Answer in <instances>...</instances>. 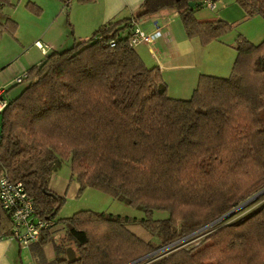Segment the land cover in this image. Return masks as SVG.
Returning <instances> with one entry per match:
<instances>
[{"label": "trees", "instance_id": "trees-1", "mask_svg": "<svg viewBox=\"0 0 264 264\" xmlns=\"http://www.w3.org/2000/svg\"><path fill=\"white\" fill-rule=\"evenodd\" d=\"M234 1L245 15L264 18V0ZM202 3L143 0L131 16L109 19L87 39L47 52L21 76L26 84L19 94L3 97L0 175L20 181L35 215L53 223L28 245L35 264H126L264 189V40L238 36L229 74L200 75L188 98L170 96L158 66H146L129 43L134 23L166 8L178 13L186 37L202 45L217 40L230 25L196 18ZM5 4L0 0V10ZM0 26L15 29L9 18ZM64 161L77 193L97 189L143 215L81 209L57 218L65 197L48 182ZM257 201L207 229L198 244H177L137 264H264V194ZM155 211L166 215L154 217ZM129 223L150 238L138 237ZM56 225L63 233L47 260L42 246ZM12 226L0 202V237ZM68 246L73 261L66 258Z\"/></svg>", "mask_w": 264, "mask_h": 264}, {"label": "crops", "instance_id": "crops-1", "mask_svg": "<svg viewBox=\"0 0 264 264\" xmlns=\"http://www.w3.org/2000/svg\"><path fill=\"white\" fill-rule=\"evenodd\" d=\"M142 1L94 0L76 4L71 15L74 26L79 28L78 38H86L95 28L109 19L131 16L138 11ZM215 1L214 9L202 3L194 13L195 17L200 20L221 19L229 23L230 27L217 40L206 45H202L197 38L186 37L179 15L173 9H162L137 22L144 30L158 29L160 32L152 42L137 44L134 49L145 65L149 62L151 66H158L167 85V92L172 97L188 98L196 86L198 77L202 74L227 76L236 57L232 45L238 36H244L252 43L264 40V18L259 15H245L234 0ZM53 49L57 48L52 46L50 50ZM59 168L51 174L48 188L58 195L76 196L78 183L71 178L70 168L69 174L65 176L58 174ZM52 229L53 232L59 230L58 238H60L63 233L61 226L56 225ZM42 251L47 260H52L55 256L53 243L44 244ZM21 262V244L8 237H0V264H21Z\"/></svg>", "mask_w": 264, "mask_h": 264}, {"label": "rangeland", "instance_id": "rangeland-1", "mask_svg": "<svg viewBox=\"0 0 264 264\" xmlns=\"http://www.w3.org/2000/svg\"><path fill=\"white\" fill-rule=\"evenodd\" d=\"M76 4L81 3L78 0H69L67 5L59 0H9V4L3 6L0 10V22L4 23L5 19L9 18L15 23L13 31L9 30L8 27L2 28L0 26V89H3V97L9 99L19 94L26 82L17 83V78L22 76L30 67L39 63L52 46L57 49L69 47L73 44V39L85 40L91 35L92 32L86 38H78L77 30L79 28L74 26L71 15ZM138 47L140 48V46ZM151 65V63L146 62V66ZM58 174L64 176L69 174L67 161L63 162ZM256 193L240 202L227 217L213 223H207L172 244L152 251L154 253L146 258L163 253L177 244H182L181 246L198 244L207 234L206 230L218 221L224 219L231 221L256 206L259 203L257 198L264 192L255 196ZM63 196L65 201L57 212V218L69 217L81 209L127 215L130 218L133 216L140 218L143 215L140 209L128 205L125 199L123 201L116 200L109 194L97 189L85 188L76 196ZM165 215V212H154V217ZM128 227L141 239L148 240L150 238V235L138 223H129ZM58 231L53 232V229L51 230L53 237L49 243L57 242L60 239L58 238ZM70 247L73 248V246ZM21 260V264H35L30 249L26 245H21Z\"/></svg>", "mask_w": 264, "mask_h": 264}, {"label": "built area", "instance_id": "built-area-1", "mask_svg": "<svg viewBox=\"0 0 264 264\" xmlns=\"http://www.w3.org/2000/svg\"><path fill=\"white\" fill-rule=\"evenodd\" d=\"M203 4L210 9L216 7L215 0H202ZM160 35L158 29L144 30L134 23L130 34L129 43L136 46L140 43H148ZM113 44V42H111ZM22 77L17 78L20 82ZM3 89H0V111L5 107L6 101L2 97ZM0 202L2 207L10 214L12 230L8 238L16 240L21 245L28 246L37 241L42 230L52 225L48 219H40L35 215L32 200L24 190L20 181H11L6 176L0 175Z\"/></svg>", "mask_w": 264, "mask_h": 264}, {"label": "water", "instance_id": "water-1", "mask_svg": "<svg viewBox=\"0 0 264 264\" xmlns=\"http://www.w3.org/2000/svg\"><path fill=\"white\" fill-rule=\"evenodd\" d=\"M188 5H189V6H193V5H194V2H189ZM261 192H264V189H262V190H260L259 192H257V193L255 194V196L258 195V194L261 193ZM233 211H234V209L230 210L229 212H227V213H225L224 215H222L221 217H219L217 220H220V219H223V218L227 217V216L230 215ZM215 221H216V220H215ZM211 223H213V222H211ZM208 225H209V224H208ZM164 247H165V246H164ZM153 253H154V252L148 253V254H146V255H144V256H142V257H139V258H137V259H135V260H133V261H130V262L126 263V264H134V263H136V262H139L140 260L146 258L147 256H149V255H151V254H153ZM66 258H67L69 261H73V260L75 259V252H74V249H73L72 247H70V246L66 247Z\"/></svg>", "mask_w": 264, "mask_h": 264}]
</instances>
